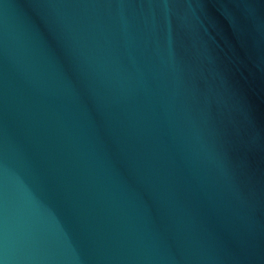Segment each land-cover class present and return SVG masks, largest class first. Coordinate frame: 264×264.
I'll return each mask as SVG.
<instances>
[{
  "label": "water",
  "instance_id": "95a60500",
  "mask_svg": "<svg viewBox=\"0 0 264 264\" xmlns=\"http://www.w3.org/2000/svg\"><path fill=\"white\" fill-rule=\"evenodd\" d=\"M0 264H264V0H0Z\"/></svg>",
  "mask_w": 264,
  "mask_h": 264
}]
</instances>
